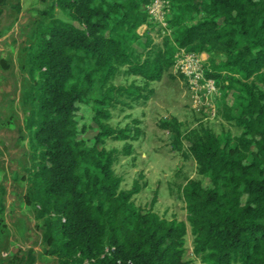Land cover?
<instances>
[{
  "label": "trees",
  "instance_id": "trees-1",
  "mask_svg": "<svg viewBox=\"0 0 264 264\" xmlns=\"http://www.w3.org/2000/svg\"><path fill=\"white\" fill-rule=\"evenodd\" d=\"M169 1L160 44L151 35L157 27L147 0H53L47 22L33 33L26 62L30 86L23 95L31 156L27 200L37 207L44 253L58 264H193L186 223L137 207L142 177L122 190L114 171L117 151L105 148L107 139L142 135L139 121L124 129L105 123L112 95L147 100L148 86L176 65L181 50L209 55L206 76L239 94L236 109L225 115L241 130L237 136L203 125L183 134L176 120L173 127L164 124L177 144H187L198 173L209 180L207 187L191 180L182 190L193 253L202 264H264V0ZM7 5L0 0V17ZM198 14L203 16L196 21ZM122 69L144 86H114ZM84 107L98 129L92 139L83 138ZM131 150L126 145L123 154ZM36 261L30 249L23 264Z\"/></svg>",
  "mask_w": 264,
  "mask_h": 264
},
{
  "label": "rangeland",
  "instance_id": "rangeland-1",
  "mask_svg": "<svg viewBox=\"0 0 264 264\" xmlns=\"http://www.w3.org/2000/svg\"><path fill=\"white\" fill-rule=\"evenodd\" d=\"M52 4L53 0H8L0 17V264H23L30 249L36 253V264H58L56 257L44 253L37 207L27 200L30 184L26 169L31 165V156L25 130L29 108L23 103V95L30 86L27 50L34 45L33 33L38 23L46 21L44 13ZM54 15L69 21L59 10H55ZM202 16L196 15V21ZM156 27L151 35L154 42L160 44L165 32L160 26ZM146 28H140V34ZM202 56L210 62L209 55ZM220 56V52L213 54L215 59ZM113 84L116 87L144 86L140 78L127 75L125 69ZM148 90L151 94L144 93L148 99L138 102L112 95L111 119L105 123L124 129L134 127V122L139 121L142 135L136 141L107 139L105 148L117 151L114 171L122 179L121 189H130L133 182L142 177L145 186L135 196V205L144 211L152 210L161 218L185 222L187 255L193 264H202L193 253L194 237L182 190L191 180L201 181L205 187L209 180L198 173L187 144L184 143V147L177 144L172 127L176 120L183 134L203 125L218 135L237 136L241 130L227 121L225 115L236 109L239 94L218 88L217 93L202 98L181 78L176 66L161 81L151 83ZM91 115L85 107L79 112L81 125L87 126L84 139H92L98 133ZM166 123L172 127L164 128ZM126 145H131V155L123 154Z\"/></svg>",
  "mask_w": 264,
  "mask_h": 264
},
{
  "label": "built area",
  "instance_id": "built-area-1",
  "mask_svg": "<svg viewBox=\"0 0 264 264\" xmlns=\"http://www.w3.org/2000/svg\"><path fill=\"white\" fill-rule=\"evenodd\" d=\"M147 13L150 21L167 31V19L170 15L169 0H147ZM202 55L187 53L181 50L176 54V70L183 75L190 88L202 98H208L218 91L216 82L206 76V61Z\"/></svg>",
  "mask_w": 264,
  "mask_h": 264
}]
</instances>
